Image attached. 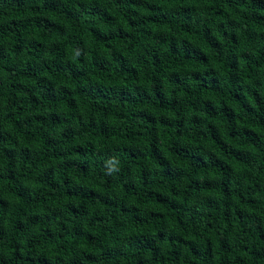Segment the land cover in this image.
Listing matches in <instances>:
<instances>
[{"label":"trees","instance_id":"obj_1","mask_svg":"<svg viewBox=\"0 0 264 264\" xmlns=\"http://www.w3.org/2000/svg\"><path fill=\"white\" fill-rule=\"evenodd\" d=\"M0 264H264V0H0Z\"/></svg>","mask_w":264,"mask_h":264}]
</instances>
